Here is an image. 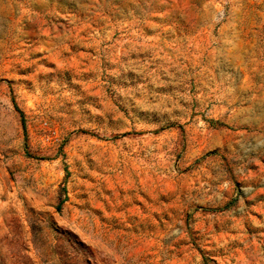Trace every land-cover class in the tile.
Segmentation results:
<instances>
[{"label":"rangeland","instance_id":"1","mask_svg":"<svg viewBox=\"0 0 264 264\" xmlns=\"http://www.w3.org/2000/svg\"><path fill=\"white\" fill-rule=\"evenodd\" d=\"M0 264H264V0H0Z\"/></svg>","mask_w":264,"mask_h":264},{"label":"trees","instance_id":"2","mask_svg":"<svg viewBox=\"0 0 264 264\" xmlns=\"http://www.w3.org/2000/svg\"><path fill=\"white\" fill-rule=\"evenodd\" d=\"M23 130H24V125H23Z\"/></svg>","mask_w":264,"mask_h":264}]
</instances>
